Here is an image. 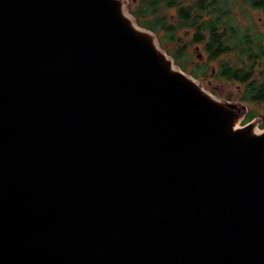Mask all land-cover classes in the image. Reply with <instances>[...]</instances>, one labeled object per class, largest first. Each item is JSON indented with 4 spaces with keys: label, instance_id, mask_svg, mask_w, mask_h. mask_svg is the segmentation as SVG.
<instances>
[{
    "label": "water",
    "instance_id": "95a60500",
    "mask_svg": "<svg viewBox=\"0 0 264 264\" xmlns=\"http://www.w3.org/2000/svg\"><path fill=\"white\" fill-rule=\"evenodd\" d=\"M199 80L127 0H0V264H264L262 120Z\"/></svg>",
    "mask_w": 264,
    "mask_h": 264
},
{
    "label": "trees",
    "instance_id": "16d2710c",
    "mask_svg": "<svg viewBox=\"0 0 264 264\" xmlns=\"http://www.w3.org/2000/svg\"><path fill=\"white\" fill-rule=\"evenodd\" d=\"M239 2L242 0H142L141 6L132 12L139 17L141 26L154 32L165 31L170 41L178 30L192 31V42L204 43L210 60L219 59L225 53H239L237 60L220 59L218 77L245 84L242 99L264 102V70L258 72L256 68L264 58L263 37L236 26L231 14ZM246 3L264 9V0H246ZM171 7L177 8L175 23L168 20L165 12ZM178 55L174 56L176 63L180 61L186 70L185 60ZM207 72L208 69L199 66L192 70L196 78Z\"/></svg>",
    "mask_w": 264,
    "mask_h": 264
},
{
    "label": "rangeland",
    "instance_id": "374dc122",
    "mask_svg": "<svg viewBox=\"0 0 264 264\" xmlns=\"http://www.w3.org/2000/svg\"><path fill=\"white\" fill-rule=\"evenodd\" d=\"M127 1L128 10L136 18L138 25H140L139 17H136L132 11L137 10L141 6L142 0ZM232 11L235 15L231 14V16L234 19V22H236V26H238L240 29L242 27L245 28V31L251 30L253 34H257L260 37L262 36L264 42V9L253 8L248 3H246V0H242V2L237 3L233 7ZM165 12L168 14V20L175 23L177 8L171 7L169 9H166ZM149 18L150 17H147V19ZM155 33L157 34L159 45L162 49H165L170 56L174 58V56L178 55L177 52L184 53L178 56L181 59L185 60L186 71L188 73L192 74V70L196 66L202 67L203 70L204 68L208 69L206 75L201 74L198 79H200L199 81H201L203 85L214 95L220 97L221 99L229 100L232 102H243L246 110L244 114L245 118L242 120L241 124L247 123L251 118L254 117L262 120L258 128L260 130L264 128V126H262V124H264V102L242 99L245 84H241L235 80H228L218 77L220 59H226V57H228L230 60H235L239 56V53H237L236 51L225 53L221 55V58L219 59L210 60V53L206 51L204 47L205 44L192 42V31L188 32L183 29L178 30L174 34L171 41L169 40V35L166 34L165 31L159 30ZM178 63H176L177 66L182 67V63L180 61H178ZM256 68L258 72L264 70V58L259 60ZM256 78L259 77L257 76Z\"/></svg>",
    "mask_w": 264,
    "mask_h": 264
},
{
    "label": "flooded vegetation",
    "instance_id": "af4514ba",
    "mask_svg": "<svg viewBox=\"0 0 264 264\" xmlns=\"http://www.w3.org/2000/svg\"><path fill=\"white\" fill-rule=\"evenodd\" d=\"M251 7L255 8L254 6L250 5ZM254 118V117H253ZM253 118H251L250 120H252ZM264 120V119H263ZM262 126H264V124H262Z\"/></svg>",
    "mask_w": 264,
    "mask_h": 264
}]
</instances>
